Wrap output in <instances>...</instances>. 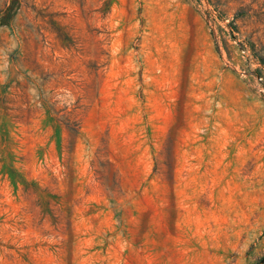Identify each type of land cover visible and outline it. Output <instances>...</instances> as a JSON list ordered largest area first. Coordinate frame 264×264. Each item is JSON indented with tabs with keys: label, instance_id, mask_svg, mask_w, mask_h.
Returning a JSON list of instances; mask_svg holds the SVG:
<instances>
[{
	"label": "rangeland",
	"instance_id": "374dc122",
	"mask_svg": "<svg viewBox=\"0 0 264 264\" xmlns=\"http://www.w3.org/2000/svg\"><path fill=\"white\" fill-rule=\"evenodd\" d=\"M0 264H264V0H0Z\"/></svg>",
	"mask_w": 264,
	"mask_h": 264
}]
</instances>
